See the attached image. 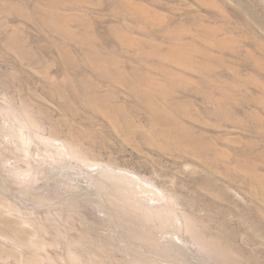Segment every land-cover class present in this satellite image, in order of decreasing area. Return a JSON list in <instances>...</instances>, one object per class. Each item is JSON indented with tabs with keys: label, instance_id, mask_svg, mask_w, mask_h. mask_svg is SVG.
<instances>
[{
	"label": "rangeland",
	"instance_id": "obj_1",
	"mask_svg": "<svg viewBox=\"0 0 264 264\" xmlns=\"http://www.w3.org/2000/svg\"><path fill=\"white\" fill-rule=\"evenodd\" d=\"M0 264H264V0H0Z\"/></svg>",
	"mask_w": 264,
	"mask_h": 264
}]
</instances>
